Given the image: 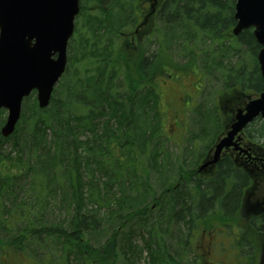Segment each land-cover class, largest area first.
<instances>
[{"label":"trees","instance_id":"trees-1","mask_svg":"<svg viewBox=\"0 0 264 264\" xmlns=\"http://www.w3.org/2000/svg\"><path fill=\"white\" fill-rule=\"evenodd\" d=\"M79 2V13H89L81 24L82 41L76 48L71 37L69 63L48 106L39 108L35 98H24L13 133L0 134V264H56L59 259L63 264H73L71 259L75 264H117L121 246H126L124 264H135V256L144 250L146 264H182L184 259L196 264L189 255L190 237L180 239L183 226L189 236L199 222L204 228L210 224L212 214L221 226H228L240 210L247 176L224 157L213 177L197 179L190 169L183 184L179 172L177 183L152 193L150 204L145 201L151 168L138 169L142 153L134 148H149L146 156L155 170L162 145L153 135L160 128L162 111L154 78L164 69L156 65L154 51L150 56L144 53L134 65V56L122 53L114 39L134 26L135 0H86L90 6ZM234 2L164 0L151 33L157 48L167 54L178 44L186 64L172 65L185 66L181 72L197 68V59L210 58L205 62L221 67L227 57L221 53L215 62V46L222 48L223 43L207 51L197 46L199 39L213 44L231 34ZM77 28L76 22L74 35ZM227 41L224 52L245 46L248 53L238 63L226 64L222 89L258 95L264 81L252 28ZM4 112L0 109V127ZM258 120L262 124L256 127ZM248 129L252 137L264 141V118H256ZM82 134L86 136L79 140ZM5 145L8 151L3 150ZM95 172L105 179H95ZM23 189L25 198H20ZM102 206L107 211L99 215ZM136 233L143 248L133 242ZM160 234L181 246L176 258L167 255ZM251 250L245 252L250 254L248 263L253 260Z\"/></svg>","mask_w":264,"mask_h":264},{"label":"rangeland","instance_id":"rangeland-1","mask_svg":"<svg viewBox=\"0 0 264 264\" xmlns=\"http://www.w3.org/2000/svg\"><path fill=\"white\" fill-rule=\"evenodd\" d=\"M158 1L159 0H143L140 9L138 0H135V8L137 7V9L139 8V10H142L141 16L137 17L132 28L126 30L129 31L127 34H119L114 37L115 41L118 42L119 45H122L121 47L124 49L122 53L128 56H134V65L138 63L139 58H141L144 53L149 55L154 53L153 58L156 57V55L158 56L156 57V65L164 69L163 73L154 78L159 96V106L162 111L160 128H157L153 135L154 137H159L160 145H162V152H160L157 157L155 170L153 169L154 165L150 164V160L146 156L149 148H134L139 154L142 153V160L138 169H142L143 167L145 169L151 168L147 176V181L150 186L149 195L145 198L148 204L152 202V193L156 195L164 185L167 186L177 183L179 180V172L184 174L190 169L199 168L202 160L206 159L207 153L212 147L213 142L219 137L218 135L224 131L226 126L229 125L230 116L228 117V115H231L232 110H234L238 103L245 100L243 95L247 94H241L239 90L229 89L225 91L222 89L224 75L227 69L226 64L229 62L233 64L238 63L243 58H246L248 53L246 52L245 46H239L237 52H224L223 49L228 46V43L233 42V40L230 42L227 41L231 39L232 33H227L224 39L215 40L213 44L209 42V40L199 39L201 41L197 46L199 51L200 49L206 51L212 49L214 44H224L223 47L219 49L215 46V62L218 61L221 53H224L227 57V60L224 61L221 67L213 68V66H211L212 61L205 62V60H211L210 58L197 59V68H193L192 66V70L188 73L181 72L184 70L183 68H186L185 66L172 65V62L173 64H186L187 58H182L180 56L179 45L176 44L174 46L173 52H171L170 49V52L163 54L162 48L158 49L156 46V40H154L155 36L151 35L154 23L150 16L147 17L148 19L144 26L137 27L142 22V19L150 14L153 8L158 4ZM90 4L91 3H87L86 5L90 6ZM87 16H89V13H87L86 16H84L83 13H78L75 17L74 23L76 28L77 22L78 33H75V35L73 34V46L76 48L80 46V42L82 41L80 37V28L81 24H84L83 22ZM161 31H163L162 28ZM148 34L149 37H147ZM137 37L140 38L138 39ZM160 39H162V37ZM133 45H137V47L134 48ZM207 57L212 58V55L208 53ZM67 63H69V58ZM114 64L117 66V62ZM74 67L75 65H72L70 69ZM174 70L175 73L172 74ZM57 93L59 92L57 91ZM29 96L36 99L35 91L31 92ZM5 116L6 111L4 112V118ZM213 119L216 122V127ZM217 124H219V128ZM261 124V121L258 120L255 126L258 127ZM86 135L89 136V133ZM86 135H80L79 140L84 139ZM3 150L8 151L9 149L5 145ZM138 172L139 174L141 173L139 170ZM141 176L142 173L139 177ZM94 177L100 181L105 179V176L99 172H95ZM87 178L88 175L84 174L83 179L87 181ZM257 181L259 184L261 183L259 179L253 176L251 185L248 186L243 193V202L247 206H249V203L253 199L264 202V193L259 192V190L264 189V186L260 185V188L257 189ZM20 193L19 197L25 198V189L21 190ZM26 198L30 197L26 196ZM110 206L114 208L113 204H110ZM92 207H94V205H92ZM106 211L107 207L102 206L99 210V215L104 214ZM245 212V207L243 209L241 207L239 212L228 221V226H221V220L217 218L215 214H212L207 219L208 223L211 225L205 224L206 227L204 229H195L193 236L191 235V252L189 255L195 258L194 262L196 264H249L247 258L250 254L247 255V253H245L248 250L247 247L244 246V239L245 241L248 240L249 244L251 243V255L253 256V260L250 264H260V261L264 264V246L262 245L264 239V225L258 223V226H249L250 220H248V214ZM244 215L246 217H244ZM241 224L243 227H241ZM212 227L214 228L212 229ZM208 230L211 231L209 232ZM186 234L187 230L185 226H183L180 239L184 240ZM160 235L168 251L167 255L176 258L177 253L182 252L180 250L181 246H179L176 240L168 234ZM210 241L215 243L211 245ZM133 242L136 246L138 245L139 248H143V240L138 233H136L133 238ZM231 246L233 248H231ZM124 250H126V246H121L117 264H124L122 252ZM71 260L72 263L75 264V261L73 259ZM135 260V264H146L148 262L147 251L144 250L142 253L137 254ZM56 264H63V260L59 259ZM78 264L81 263L78 262ZM182 264H186L185 259L182 261Z\"/></svg>","mask_w":264,"mask_h":264},{"label":"water","instance_id":"water-1","mask_svg":"<svg viewBox=\"0 0 264 264\" xmlns=\"http://www.w3.org/2000/svg\"><path fill=\"white\" fill-rule=\"evenodd\" d=\"M79 11V0H0V108L7 111L0 127L3 137L13 133L22 100L32 91L39 108L48 106L66 69L67 46ZM233 17L232 35L252 28L260 46L256 59L264 81V0H235ZM247 99L232 110V121L218 138L212 158L198 170L214 165L223 148L237 147L243 128L257 117L264 118V89Z\"/></svg>","mask_w":264,"mask_h":264},{"label":"flooded vegetation","instance_id":"flooded-vegetation-1","mask_svg":"<svg viewBox=\"0 0 264 264\" xmlns=\"http://www.w3.org/2000/svg\"><path fill=\"white\" fill-rule=\"evenodd\" d=\"M163 1L164 0L158 1V4L153 8V10L150 12V14H148L147 16L144 17V19H142V22L140 23V25L138 27L144 26L146 24L148 16H150L153 21L155 20V13L159 9V7H161ZM142 2H143V0H138L139 8H140V5L142 4ZM139 8H138V12H137L138 17L141 16V13H142V10H139ZM150 30H151V28H150ZM147 37H149V34L147 35ZM131 38H133V37H131ZM137 38L139 39L140 37H137ZM133 47L136 48L137 45H133ZM144 56H150V55L144 54ZM153 62H154L153 64H155V61H153ZM241 105H243V103L240 102V103H238L237 107H239ZM229 116H230V121H229V124H230L232 117H231V115H228V117ZM228 126H226V127H228ZM248 126L245 127V129H243V131L241 132L240 139L237 141V143H238L237 147L231 146L227 149H223L221 154H220L219 160L214 165H212V166L209 165L202 170H198V168L193 169L194 170L193 175L197 179L199 177H201V178L213 177L215 175L216 170H217L218 162L221 159H223L224 157H226L232 161L234 167L242 170L243 173L247 176V181H248L247 187L251 185L253 176L256 177V179H259L261 181L260 184L258 181L256 182L257 183V185H256L257 189L260 188V185L264 186V149H263L264 148V145H263L264 141L261 138H257V136L252 137L251 133L249 132ZM224 132H222V133H224ZM217 139L213 142L212 147L208 151L206 158H208V159L212 158V151L214 149L213 147H214ZM235 140H236V137H235ZM203 161L204 160H202V162ZM186 176H188V172H186L180 176V177H182L181 180H182L183 184H185L186 181L188 180V179L187 180L185 179ZM191 178H192V176H191ZM191 181H193V179ZM259 192L264 193V189L259 190ZM243 198H244V196H243ZM243 198H242V203H241L240 209H241V207H242V209L245 207V211L247 212L248 217H249V218L248 217L247 218H248V220H250L249 226L250 225L254 226V225H257L258 223L260 225H264V202L263 201L259 202L256 199H253L249 203V206H247L244 204ZM244 217H246V216L244 215ZM255 221H256V223H255ZM197 225H198L197 229H199V228L204 229V225H203L202 221L199 222ZM241 227H243L242 224H241ZM213 228L214 227H212V229ZM211 230H208V231L210 232ZM193 233L191 231L189 236H187L188 234H186V237H188V238L190 237L189 239L191 240V235L193 236ZM213 236H214V234H213ZM213 243H215V242L210 241L211 245H213ZM244 244L247 247V250L252 249L251 245H250L251 243L249 244L248 240H246V241L244 240ZM262 245L264 246V239L262 241ZM231 248H233V247L231 246ZM263 249H264V247H263ZM263 262H264V260H263ZM249 264H250V261H249ZM260 264H262L261 261H260Z\"/></svg>","mask_w":264,"mask_h":264}]
</instances>
